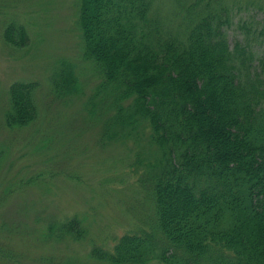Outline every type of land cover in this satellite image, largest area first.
Returning <instances> with one entry per match:
<instances>
[{
    "label": "trees",
    "instance_id": "obj_1",
    "mask_svg": "<svg viewBox=\"0 0 264 264\" xmlns=\"http://www.w3.org/2000/svg\"><path fill=\"white\" fill-rule=\"evenodd\" d=\"M153 3L77 4L82 56L100 74L84 107L101 137L146 136L150 146L142 186L153 231L123 234L92 255L101 264H264V66L252 69L246 42L229 46L223 0L193 3L176 29ZM2 36L17 47L28 41L15 21ZM35 84H10L8 128L35 120ZM53 85L61 97L77 95L72 65L61 62ZM79 225L70 217L58 236L78 240Z\"/></svg>",
    "mask_w": 264,
    "mask_h": 264
},
{
    "label": "rangeland",
    "instance_id": "obj_2",
    "mask_svg": "<svg viewBox=\"0 0 264 264\" xmlns=\"http://www.w3.org/2000/svg\"><path fill=\"white\" fill-rule=\"evenodd\" d=\"M153 1L157 17L176 29L190 5L197 2L193 8L201 9L207 0ZM223 2L229 7L230 23L223 27L229 46L246 42L248 63L259 71L264 0ZM77 4L0 0V264H101L93 248L111 250L123 234L153 231L152 204L142 186L150 160L146 136L138 144L132 138L109 141L84 107L100 74L82 56ZM12 21L26 27L23 46L3 39ZM62 61L78 79V93L70 98L54 90ZM15 81L36 83L37 115L27 126L8 128L3 115ZM72 216L80 221L78 240L58 236L59 226Z\"/></svg>",
    "mask_w": 264,
    "mask_h": 264
}]
</instances>
